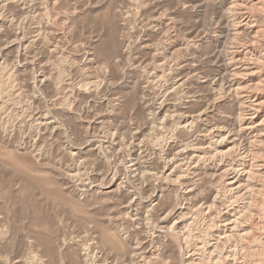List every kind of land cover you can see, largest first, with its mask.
<instances>
[{
  "label": "rangeland",
  "instance_id": "374dc122",
  "mask_svg": "<svg viewBox=\"0 0 264 264\" xmlns=\"http://www.w3.org/2000/svg\"><path fill=\"white\" fill-rule=\"evenodd\" d=\"M234 4L0 0V264H264V0Z\"/></svg>",
  "mask_w": 264,
  "mask_h": 264
},
{
  "label": "bare ground",
  "instance_id": "6f19581e",
  "mask_svg": "<svg viewBox=\"0 0 264 264\" xmlns=\"http://www.w3.org/2000/svg\"><path fill=\"white\" fill-rule=\"evenodd\" d=\"M235 1V4H234V6H233V12L234 11H236V12H234L235 13V17L237 18L238 16H239V10L241 9V6L243 5L242 4V0H234ZM244 2V1H243ZM231 13V12H230ZM242 14V13H241ZM234 14H232L231 16H233ZM243 18V17H242ZM240 20V19H239ZM242 21H243V19H241ZM237 21V20H236ZM235 22V21H234ZM234 22H233V24H234ZM238 23H239V21H237ZM241 22V21H240ZM248 23V22H247ZM240 24H242V23H240ZM238 25V24H237ZM242 26V25H241ZM241 28V27H240ZM246 28H248V27H246ZM250 28V27H249ZM241 30V29H240ZM250 30V29H249ZM250 32V31H249ZM235 52V51H234ZM235 56V55H234ZM262 62V61H261ZM238 65V64H237ZM260 67V66H259ZM260 70V69H259ZM243 75V74H242ZM258 76V75H257ZM243 77V76H242ZM261 77V76H260ZM241 79V78H240ZM263 81V80H262ZM241 82H242V80H241ZM242 84V83H241ZM238 93V92H237ZM249 93H250V91H249ZM256 93V92H255ZM240 94V93H239ZM254 106H256V105H254ZM202 114H199V115H195V116H191V117H186V115H185V117L183 118V119H186V121H189V120H192L193 122H197V121H199L201 118H202ZM247 125V124H246ZM260 126V125H259ZM261 128V127H260ZM225 129V128H224ZM255 129H256V127H255ZM259 129V128H258ZM155 130V129H154ZM247 130V129H246ZM252 129H250V131H251ZM254 130V129H253ZM263 131V130H262ZM257 136V135H256ZM257 138H259V137H257ZM255 139V138H254ZM262 139V138H261ZM263 140V139H262ZM261 140V141H262ZM257 142V141H256ZM258 142H259V140H258ZM263 144H264V142H263ZM260 147V146H259ZM259 149H261V148H259ZM263 150H264V148H262ZM188 150V149H187ZM187 150H185V151H187ZM255 150V149H254ZM262 150V151H263ZM195 152H196V156H195V158H199L200 156H201V154H203L204 153V151H202V150H198L197 149V151L196 150H194ZM183 152V151H182ZM190 152V151H189ZM221 152V151H220ZM229 152V151H228ZM258 152V151H257ZM236 153V152H235ZM256 153V152H255ZM243 154H245V153H243ZM260 154V153H259ZM262 154H264V153H262ZM242 155V154H241ZM254 156V155H253ZM263 156V155H262ZM203 157V156H202ZM194 158V159H195ZM255 158V157H254ZM240 159V158H239ZM242 159V158H241ZM245 159H247V158H245ZM196 160V159H195ZM200 160V159H199ZM261 160V159H260ZM262 161V160H261ZM233 162V161H232ZM249 162V161H248ZM259 162V161H258ZM257 162V163H258ZM263 163H264V161H263ZM238 164H240V163H238ZM244 164H246V163H244ZM255 166V165H254ZM259 166V165H258ZM134 167H138V164H135L134 165ZM259 167H264V166H259ZM252 169H254V168H252ZM259 169V168H258ZM257 170V169H256ZM256 170H255V172H256ZM263 170H264V168H263ZM260 171L259 170V173L260 172H263L264 173V171ZM229 173V172H228ZM254 173V172H253ZM227 174V173H226ZM258 175V174H257ZM262 176V175H261ZM247 177V176H246ZM256 177V176H255ZM239 178V177H238ZM253 178H254V175H253ZM258 179V178H257ZM234 180V179H233ZM250 180V179H249ZM242 181V180H241ZM240 180H238L237 178H235V180L231 183V185L232 186H235L236 187V185H239L240 183L242 184V183H244V181L243 182H241ZM246 182V181H245ZM246 183H248V182H246ZM254 183V182H253ZM258 183V182H257ZM249 184H251V183H249ZM259 184V183H258ZM255 186V185H254ZM238 187V186H237ZM240 187V186H239ZM238 187V189H240ZM263 187V186H262ZM250 188H252V186L250 187ZM249 188V189H250ZM254 188V187H253ZM259 188V187H258ZM232 189V188H231ZM255 189V188H254ZM247 190V189H246ZM249 191V190H248ZM250 192V191H249ZM252 192V191H251ZM254 192V191H253ZM261 192H262V190H261ZM232 193V192H231ZM257 193H259V192H257ZM255 195V194H254ZM248 199H250V198H248ZM255 199V198H254ZM242 202V201H241ZM258 202H259V200H258ZM256 206V205H255ZM128 207L129 208H131L132 207V203H130L129 205H128ZM128 207H126V209L128 208ZM261 207V206H260ZM262 208H264V207H262ZM255 210H257L256 208H255ZM262 210H264V209H262ZM257 213V212H256ZM260 216V215H259ZM264 216V215H263ZM261 219V218H260ZM241 220V219H240ZM237 221V220H236ZM236 223V222H235ZM263 223V222H262ZM229 225H231V224H229ZM228 225V226H229ZM234 225H236V224H234ZM233 224L231 225V226H234ZM256 226H259V225H256ZM261 226V225H260ZM251 229H253V228H251ZM256 230V229H255ZM256 231H259V230H256ZM255 232V231H254ZM248 233V232H247ZM248 235V234H247ZM246 235V236H247ZM249 235H252V234H250L249 233ZM243 236H244V234H243ZM247 237H249V236H247ZM263 237V236H262ZM249 239V238H248ZM188 240V239H187ZM259 241H262L261 239L259 240ZM256 244V243H255ZM264 244V243H263ZM262 245V244H261ZM245 246H247V245H245ZM260 247V246H259ZM135 248V247H134ZM261 248V247H260ZM261 250V249H260ZM264 250V249H263ZM255 252V251H254ZM259 252V251H258ZM264 256V255H263ZM145 257V256H144ZM146 258V257H145ZM259 260V259H258ZM151 260L149 259V261L148 262H150ZM261 261V260H260ZM87 262V261H86ZM89 262V261H88ZM133 262V261H132ZM142 262H143V260H142ZM90 263V262H89ZM141 263V262H140ZM195 263V262H194ZM147 264V263H146ZM149 264V263H148ZM150 264H153L152 262H150Z\"/></svg>",
  "mask_w": 264,
  "mask_h": 264
}]
</instances>
